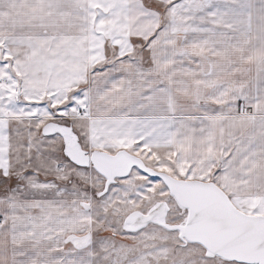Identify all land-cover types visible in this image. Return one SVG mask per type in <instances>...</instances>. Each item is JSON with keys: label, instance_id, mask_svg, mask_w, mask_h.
Returning <instances> with one entry per match:
<instances>
[{"label": "snow or ice", "instance_id": "snow-or-ice-1", "mask_svg": "<svg viewBox=\"0 0 264 264\" xmlns=\"http://www.w3.org/2000/svg\"><path fill=\"white\" fill-rule=\"evenodd\" d=\"M0 264H264V0H0Z\"/></svg>", "mask_w": 264, "mask_h": 264}]
</instances>
